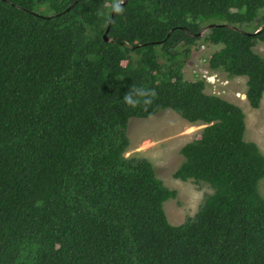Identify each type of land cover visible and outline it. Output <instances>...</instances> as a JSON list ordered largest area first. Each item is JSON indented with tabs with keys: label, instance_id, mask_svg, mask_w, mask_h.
<instances>
[{
	"label": "trees",
	"instance_id": "obj_1",
	"mask_svg": "<svg viewBox=\"0 0 264 264\" xmlns=\"http://www.w3.org/2000/svg\"><path fill=\"white\" fill-rule=\"evenodd\" d=\"M74 1L0 0V264H264V154L242 107L184 73L222 44L209 68L247 76L259 108L264 0ZM207 22L231 26L196 36ZM165 109L208 125L174 177L214 192L178 225V191L126 156L130 119Z\"/></svg>",
	"mask_w": 264,
	"mask_h": 264
},
{
	"label": "rangeland",
	"instance_id": "obj_2",
	"mask_svg": "<svg viewBox=\"0 0 264 264\" xmlns=\"http://www.w3.org/2000/svg\"><path fill=\"white\" fill-rule=\"evenodd\" d=\"M42 11L44 14L50 13L46 7ZM210 23L207 22L206 25ZM199 43L200 46H194L190 56L186 58V78H205L208 81V93L218 94L240 105L245 113V139L256 142L264 154V96L261 106L253 108L246 96L247 76L229 77L224 71H213L209 68V58L223 45L202 40ZM255 50L264 56V42H258ZM192 125L198 126L190 129ZM206 125L203 122L191 123L172 109L162 110L148 118L133 117L129 121L127 134L130 146L126 156L148 158L153 163L157 176L169 188L178 191L176 198H170L164 203L167 217L174 225L194 216L206 198L214 192L212 185L206 181L197 183L193 179L184 181L174 177V172L185 161L181 148L198 139ZM259 191L264 197V177L259 181Z\"/></svg>",
	"mask_w": 264,
	"mask_h": 264
},
{
	"label": "water",
	"instance_id": "obj_3",
	"mask_svg": "<svg viewBox=\"0 0 264 264\" xmlns=\"http://www.w3.org/2000/svg\"><path fill=\"white\" fill-rule=\"evenodd\" d=\"M79 1L80 0H75L72 3V5L66 9V11H69L71 8H73ZM120 4L125 5L126 4V1L123 0ZM118 7H119V5H116L114 7L113 12H112V19H113L114 15H115V12H116V10H117ZM218 25L227 26V27L228 26H231L229 24L210 23V24L206 25L198 34H196V36H202L205 32H207L208 30H210L212 27L218 26ZM263 29H264V26H262L260 29H258L257 31H255L254 34L260 33ZM109 30H110V25L108 26V28L106 29V32L104 33V39L106 41H109L110 40V38L108 37ZM206 126H208V125H206Z\"/></svg>",
	"mask_w": 264,
	"mask_h": 264
},
{
	"label": "bare ground",
	"instance_id": "obj_4",
	"mask_svg": "<svg viewBox=\"0 0 264 264\" xmlns=\"http://www.w3.org/2000/svg\"><path fill=\"white\" fill-rule=\"evenodd\" d=\"M198 125H192L190 129H195Z\"/></svg>",
	"mask_w": 264,
	"mask_h": 264
},
{
	"label": "clouds",
	"instance_id": "obj_5",
	"mask_svg": "<svg viewBox=\"0 0 264 264\" xmlns=\"http://www.w3.org/2000/svg\"><path fill=\"white\" fill-rule=\"evenodd\" d=\"M208 80H210V79H208ZM206 81H207V79H206ZM207 82H208V81H207ZM210 82L214 83L215 81H210Z\"/></svg>",
	"mask_w": 264,
	"mask_h": 264
}]
</instances>
